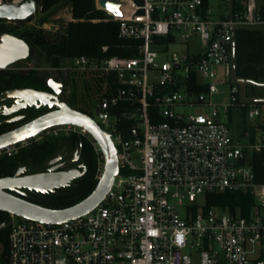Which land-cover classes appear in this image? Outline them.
Listing matches in <instances>:
<instances>
[{
	"label": "built area",
	"instance_id": "2783aa9c",
	"mask_svg": "<svg viewBox=\"0 0 264 264\" xmlns=\"http://www.w3.org/2000/svg\"><path fill=\"white\" fill-rule=\"evenodd\" d=\"M25 1L0 0V6ZM99 1L95 10L104 16L90 22L118 23V38L133 43L134 55L81 56L52 70L115 76L116 91L106 85L94 121L113 143L117 174L101 203L82 217L52 225L9 215L8 252L0 264H264V176L257 180L250 160L264 154V130L240 143L222 119L233 107H248L249 119L260 115L237 81L235 37L264 27V4L228 0V13L219 15L208 0H107L119 5L117 17ZM50 17L65 28L83 22L74 19L68 1L45 11L44 0H34L26 21L3 20L57 33L49 30ZM218 85L227 86L220 110L211 102ZM73 135L92 149L97 184L105 156L82 127H50L0 149V157H14L32 141ZM225 192L249 195L246 216L206 207L207 194Z\"/></svg>",
	"mask_w": 264,
	"mask_h": 264
},
{
	"label": "trees",
	"instance_id": "16d2710c",
	"mask_svg": "<svg viewBox=\"0 0 264 264\" xmlns=\"http://www.w3.org/2000/svg\"><path fill=\"white\" fill-rule=\"evenodd\" d=\"M68 1L72 7V15L78 21L69 23L64 32L44 34L42 31H24L19 34L29 47L40 48L44 52V63L51 68H59L66 60L77 57L101 61L109 57L129 58L134 54L128 47L132 42L118 38L119 24L116 22L92 23L90 20L101 19L104 14L95 10L94 0H44V10L49 11L57 5ZM233 5L238 2L232 0ZM264 4V2H262ZM133 44V43H132ZM106 47L107 51L102 52ZM80 72H76L75 75ZM88 74L98 76V87L106 81L104 87H100V94L94 96L97 100L108 95L107 87L112 92L116 91L115 76L103 72H83V77ZM235 74L238 79L247 83H258L264 77V33L259 29L239 30L235 37ZM33 77V75H32ZM31 76H24L16 72H7L0 75V91L8 87H22L33 81ZM33 83V82H32ZM36 83H40L37 79ZM107 85V87H106ZM110 91V90H109ZM73 103L76 97L73 96ZM256 105H264L263 102H255ZM91 103L86 102L77 110L91 116ZM244 109V108H243ZM264 130V125L260 126ZM81 157L86 165L87 172L69 188L63 189L47 197L26 199L33 204L49 209H65L77 204L91 194L96 186L94 181L95 157L90 145L85 139L69 136L59 139H44L39 142H30L29 145L11 158L0 157V178L11 176L20 166L42 167L49 159L60 150H80ZM251 164L258 176V181L264 176V154L252 155ZM248 194L243 193H212L205 196L206 207H219L227 209L233 215L246 216L251 206ZM9 215L0 212V224H8ZM9 227L0 229V262L6 261L8 252Z\"/></svg>",
	"mask_w": 264,
	"mask_h": 264
},
{
	"label": "water",
	"instance_id": "95a60500",
	"mask_svg": "<svg viewBox=\"0 0 264 264\" xmlns=\"http://www.w3.org/2000/svg\"><path fill=\"white\" fill-rule=\"evenodd\" d=\"M101 8L113 13L115 16L122 15L119 5L107 0H100ZM34 13V0H26L18 6L1 5L0 19L9 21H26ZM29 54V46L22 39L1 34L0 35V71L6 70L11 65L25 60ZM235 79V78H234ZM237 80V79H235ZM242 87V96L245 82L238 79ZM251 83V82H250ZM255 84V83H251ZM5 96H17L20 99L30 98L32 103L39 101V106H52L47 98L48 94L35 91L19 90L4 93ZM56 99V95L53 96ZM244 100V97H242ZM250 101H255L250 99ZM56 110L45 114L37 119L20 126L12 131L0 135V149L9 145L29 141L37 137L50 127L71 124L84 128L99 144L105 156V172L103 178L96 184L89 196L77 204L65 209H49L10 194L11 191L29 190L35 192H48L53 189L63 188L72 179L78 176L77 171L34 174L20 177L24 168L19 169L13 177L0 178V212L8 215L25 217L30 221L57 225L63 222L82 217L96 208L104 199L111 187L114 176L117 174L116 150L108 134L104 133L95 123L91 116L69 108L66 104L54 102ZM31 105V103H30ZM16 108L11 107L7 114ZM81 149V147H80ZM5 228L1 225L0 229Z\"/></svg>",
	"mask_w": 264,
	"mask_h": 264
},
{
	"label": "rangeland",
	"instance_id": "374dc122",
	"mask_svg": "<svg viewBox=\"0 0 264 264\" xmlns=\"http://www.w3.org/2000/svg\"><path fill=\"white\" fill-rule=\"evenodd\" d=\"M236 2L238 0H235ZM208 5L216 14H226L228 13V0H208ZM51 15V14H50ZM49 15V16H50ZM48 17V16H47ZM5 20L0 19V30H4L5 28L11 30V33H17L18 36L21 32L24 31H30V32H39L36 29H24L23 25L22 27L17 25H12L4 22ZM48 23L52 28L58 29V32H64L65 26H63L62 21H53V19L50 17V19H46ZM260 30V29H259ZM262 30V29H261ZM263 31V30H262ZM44 34H48L51 32L48 31H42ZM52 34H55L52 31ZM169 50L172 51H182V47H171ZM44 52L40 48L36 47H29V54L26 59V62L21 64H14L11 65L9 68H11L14 71H17V68L20 66L23 67H31L33 69H36L39 73L43 74L44 76H54L57 80H61L65 86H68V89L73 93V96L76 97V104L79 107H83L86 102H90L91 105V117L93 120H96L95 117V106L97 99L94 96H97L100 94L101 90L100 87H104L106 84V81L101 83L98 87V76H94L92 74H88L86 77H83V73H71L69 71H53L52 68L44 63L43 60ZM63 66L69 67L70 61L66 60L62 63ZM68 76V77H67ZM219 93L217 95H213L211 98L212 104L216 105L217 108L220 110L224 104L227 103V86L226 85H218ZM244 95L246 97H249V99L252 100H263L264 99V80H262L259 83L251 84V83H245L244 85ZM260 115L256 116L254 119H249L248 117V111L249 108L245 107L243 108H237L233 107L231 110H229L228 114H226L225 117L222 116L223 120H226L231 128V133L234 141H239L240 143H250L254 140V138L261 135L263 128H261V125H264V106H260ZM187 112V110L185 111ZM246 134L249 136L247 137ZM71 154L67 156L69 158ZM46 164V163H45ZM28 170L34 172L40 168L45 167L43 165L39 168H33L31 166H26ZM200 198L199 201H202ZM10 221V218H9Z\"/></svg>",
	"mask_w": 264,
	"mask_h": 264
},
{
	"label": "flooded vegetation",
	"instance_id": "af4514ba",
	"mask_svg": "<svg viewBox=\"0 0 264 264\" xmlns=\"http://www.w3.org/2000/svg\"><path fill=\"white\" fill-rule=\"evenodd\" d=\"M1 34H7L21 39L17 33H11V30L7 28H5L4 30H0V35ZM26 59L19 61L15 64L24 63L26 62ZM7 72H16L17 74L31 77L33 75V83H28L22 87H8L0 91V135L12 131L20 126H23L37 119L38 117L55 111L57 108L54 102L66 104L69 108L76 111H78L77 109L80 108L76 103L72 102L73 93L70 91V89H68V86H65L64 88L63 82L61 80H57L54 76H44L43 74L39 73L36 69L23 66L18 67L17 71L12 70L11 68H7L6 70L0 71V75ZM37 79L40 80L39 84L36 83ZM19 90H30L48 94L51 97H48L47 100L53 105L50 107L48 105L39 106V101L32 103L30 98H26L25 101L24 99H20L17 96L4 95V93L6 92ZM54 95H56V99L53 97ZM11 107H15L16 109L7 114V110H9ZM69 154H71V156L67 158ZM44 165L45 167L40 168L34 172L28 170L26 166H20L11 176L8 177H13L15 173L21 168L24 169L19 174L20 177L44 173H67L71 171H77L78 176L69 181L66 187L53 189L52 191L48 192L18 190L11 191L9 193L25 200L47 197L51 194H55L63 189L69 188L70 186L74 185L78 180L82 179L87 172L86 165L84 164V161L81 157V149L74 151L62 149L54 157L49 159L48 162ZM1 225L6 226V224H0V226Z\"/></svg>",
	"mask_w": 264,
	"mask_h": 264
},
{
	"label": "crops",
	"instance_id": "0c3cea01",
	"mask_svg": "<svg viewBox=\"0 0 264 264\" xmlns=\"http://www.w3.org/2000/svg\"><path fill=\"white\" fill-rule=\"evenodd\" d=\"M240 0H238L237 2H239ZM260 3H262V2H264V0H258ZM260 29V31H262L263 33H264V27H262V28H259ZM262 29V30H261ZM262 80H264V77L262 78V79H260L259 80V82H261ZM258 82V83H259ZM245 101H247V102H263L264 103V99L263 100H259V99H257V100H255V101H250V99H249V97H246L245 96ZM264 106V105H263Z\"/></svg>",
	"mask_w": 264,
	"mask_h": 264
}]
</instances>
